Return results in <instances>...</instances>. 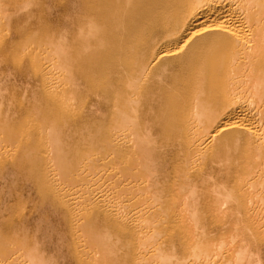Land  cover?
Segmentation results:
<instances>
[{
    "label": "bare ground",
    "instance_id": "1",
    "mask_svg": "<svg viewBox=\"0 0 264 264\" xmlns=\"http://www.w3.org/2000/svg\"><path fill=\"white\" fill-rule=\"evenodd\" d=\"M0 264H264V0H0Z\"/></svg>",
    "mask_w": 264,
    "mask_h": 264
},
{
    "label": "rangeland",
    "instance_id": "2",
    "mask_svg": "<svg viewBox=\"0 0 264 264\" xmlns=\"http://www.w3.org/2000/svg\"><path fill=\"white\" fill-rule=\"evenodd\" d=\"M46 10H48V12H50V11H52V10H54V8H48V9H46ZM45 12H41V14H44ZM51 13V12H50ZM54 14V11L52 12V16L49 14V17H52V19H54L55 18V15H53ZM59 14V13H58ZM11 171V170H10ZM24 184H26V183H24ZM26 186H27V184H26ZM28 189V190H27ZM27 191L25 190V191H23L25 194H27V193H29V197H30V199H33V196H35V195H32L31 193H35L36 194V192H35V190L33 191V190H31V187L29 188L28 186H27ZM19 190H21V189H19ZM18 192V191H17ZM30 194H31V196H30ZM32 202L30 201V203H28V205L29 204H31ZM32 207V206H31Z\"/></svg>",
    "mask_w": 264,
    "mask_h": 264
}]
</instances>
